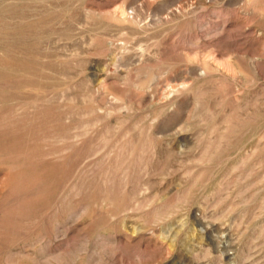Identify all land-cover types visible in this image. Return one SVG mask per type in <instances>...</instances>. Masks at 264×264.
Wrapping results in <instances>:
<instances>
[{
    "label": "rangeland",
    "instance_id": "rangeland-1",
    "mask_svg": "<svg viewBox=\"0 0 264 264\" xmlns=\"http://www.w3.org/2000/svg\"><path fill=\"white\" fill-rule=\"evenodd\" d=\"M0 264H264V0H0Z\"/></svg>",
    "mask_w": 264,
    "mask_h": 264
}]
</instances>
